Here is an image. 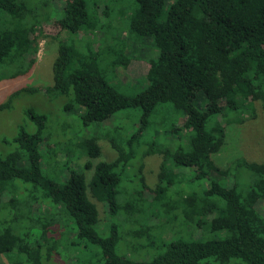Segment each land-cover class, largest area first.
<instances>
[{"label": "trees", "instance_id": "trees-1", "mask_svg": "<svg viewBox=\"0 0 264 264\" xmlns=\"http://www.w3.org/2000/svg\"><path fill=\"white\" fill-rule=\"evenodd\" d=\"M135 4L130 17L131 32L142 39L150 38L158 52L147 62L149 68L144 75L148 86L144 90L135 96L122 94L101 74L95 52L78 51L73 43L59 47L53 84L44 90L71 97V103L65 107H81L84 126L104 123L117 112L131 108L141 109L140 126L128 138L117 139L111 134L87 138V154L92 160L101 156L102 136L117 156L96 164L88 159L84 169H93L89 178L85 171L72 169L64 182H58L41 167L40 144L47 117L29 110L36 131L21 129L13 138L17 150L5 157L0 155V203L5 192L15 194L18 182L30 185L33 199L27 206L33 218L34 203L39 200L41 204L40 209L35 208V226L40 225V210L49 199L60 208L55 209L56 216L50 208L47 223L41 224L42 237L45 238L48 227L55 226L56 234L62 230L60 225L65 219H72L76 224V242L89 241L100 246L103 264H264V212L256 207L258 202L264 204V162L239 157L222 168L214 159L225 144L227 128L243 122L246 113L252 116L256 101L264 109V0H171L169 4L167 0H135ZM86 9V0H66L59 18L61 30L77 33L84 24L91 27ZM106 9L99 12L98 6L97 12L104 15ZM0 10L16 24L14 29H0V65L15 50L16 41V49L23 51L28 65L25 72L10 74L11 79L27 74L33 67L35 58H28L27 54L34 52L35 56L37 45L33 52L31 46L27 47L29 32L36 28L23 23L27 11L24 4L0 0ZM115 62L128 66L131 60L120 53ZM16 93L0 103V112L12 106ZM158 107L160 112L166 108L169 113L179 114L178 125L160 132L169 138L166 144L143 137L144 130L155 123L152 116L159 114ZM137 142H147L143 157L163 156L158 182L150 188L152 198H143L148 187L141 173L138 189L127 203L126 215L121 217L134 236L140 232L139 235L147 236V246L159 247L157 254L146 261H134L116 251L117 231L102 237L94 229L99 216L92 197L105 202L111 214L118 212L117 188L123 168L135 157ZM21 157L26 158L25 165H18ZM13 202L12 196L8 203L14 208ZM14 209V219L19 220L23 214L19 208ZM154 214L160 216L167 231L179 224L194 234L200 232L199 236L195 234L198 238L182 234L165 238L169 240L161 238L160 234L168 236L169 232L147 225L148 217ZM139 217L143 226L134 229L130 224ZM209 234L213 236L206 238ZM26 237L27 233H16L11 226L0 231V258L7 255L13 264H23V254L27 262L40 264L42 248Z\"/></svg>", "mask_w": 264, "mask_h": 264}, {"label": "rangeland", "instance_id": "rangeland-1", "mask_svg": "<svg viewBox=\"0 0 264 264\" xmlns=\"http://www.w3.org/2000/svg\"><path fill=\"white\" fill-rule=\"evenodd\" d=\"M171 0H167V4ZM19 4H24L27 11L23 18L24 24H34L35 31L29 32L30 42L27 49L37 45V52L27 57L35 58L31 71L27 74H21L15 78H9L10 74L21 70L25 72L28 68L23 59V51H19L18 42L6 61L0 65V103L6 102L12 94H15L10 108L0 112V155L5 157L9 153L16 151L17 146L13 142L21 129L30 133L36 131L34 119L28 114L32 111L34 114H44L47 117L45 128L42 134L40 150L42 153L41 167L43 172L50 178L58 182H64L69 177V170L76 169L85 171L89 178L93 169H84L85 162L92 160L87 154L85 140L93 135L111 134L119 138H128L140 126L141 109L131 108L117 112L113 117L98 125L84 126L81 120L83 109L77 105L66 109V104L71 103V97L64 95H53L45 92V88L53 84V66L61 45L73 43L78 51H94L98 60L101 74L107 83L113 86L122 94L135 96L148 86V80L144 75L149 68L147 62L157 55V49L153 46L149 38H140L137 34L131 32L130 17L136 7L135 0H86L88 20L92 25L84 24L77 33L71 29L60 28L59 18L63 14V8L66 0H16ZM99 12L106 7V14L100 15ZM9 15L0 10V29H14L16 24L10 22ZM88 21V22H89ZM22 22V21H21ZM23 26V24L21 23ZM96 29L94 30L93 28ZM124 53L131 62L128 66L119 64L116 61V55ZM141 59H137V58ZM132 58V59H131ZM15 59V60H14ZM36 90H28L27 88ZM24 88V89H22ZM202 100V96L199 97ZM159 114L152 116V126L144 130V138L150 140L155 138L159 143L166 144V135L160 133L166 131L167 127L178 125V115L171 111L169 113L165 108L162 112L158 107ZM244 121L231 124L226 130V141L220 152L214 159L218 166L227 168L235 159L242 157L249 161L264 162V109L260 101L254 104L253 115L249 113L244 115ZM159 122L158 124L156 123ZM161 123V124H160ZM101 156L92 160L95 164L99 160L111 161L117 156L107 138L101 137ZM142 138V141H146ZM169 139V138H167ZM178 142H175V144ZM147 142L135 143V157L130 160L127 167L122 170L121 181L117 188L116 201H118V212L113 215L108 211L105 202L97 201L92 197L98 209L99 222L94 229L102 236L109 237L114 232H118L119 241L116 245V251L134 261H146L152 259L159 247L147 246V236L133 235L129 231L128 224L124 223L121 217L126 215L125 209L132 193L136 192L137 183L141 176L144 177L146 186L143 198H152L151 189L158 182V173L163 156L161 154H149L143 157L146 151ZM88 156H86V155ZM143 157V158H142ZM18 165H25L26 158L21 157ZM143 163V164H142ZM142 169L140 172V166ZM220 180V179H219ZM232 183V180H229ZM242 183V182H240ZM18 189L15 194L4 193V199L0 203V231L8 227L19 234H26V240L30 243H36L42 248V258L40 264H103L102 248L89 241L76 242V224L72 219H65L61 223L62 230L55 233V226L48 227L45 238L42 237V226L45 224L47 214L50 208L53 210V216L59 207L52 201H47V206L42 205L43 218L39 226H35L36 217H38L37 206H41L39 200L34 203V218L32 212L28 211L27 202L33 199L30 193V185L18 182ZM151 188V189H150ZM13 196V206L20 209L23 214L19 220L14 219L15 209L8 203L9 198ZM36 196V195H35ZM41 195H39L40 197ZM7 197V198H5ZM6 201V202H5ZM125 207V208H124ZM260 212H264V204H256ZM40 209V208H39ZM56 209V210H55ZM43 210V211H42ZM36 215V216H35ZM182 223V222H181ZM147 225L152 229L161 227L160 231L169 232L168 236L160 237L165 239L178 237L182 234L187 238H198L200 232L196 231V236L192 230L182 228L179 224L172 226L169 231L162 227V219L157 215H150L147 219ZM131 227L139 229L143 226V220L132 221ZM155 232L159 229H155ZM130 232V233H129ZM129 233V234H128ZM164 233V232H163ZM201 235V234H200ZM42 237V240L40 239ZM209 234L206 238L212 237ZM165 239V240H169ZM40 242H39V241ZM54 242V243H53ZM161 242V241H160ZM7 255L0 258V264H13L7 259ZM12 260L14 257L11 258ZM23 264H32L24 260V255L20 254ZM15 260H18L15 258ZM20 261V260H19Z\"/></svg>", "mask_w": 264, "mask_h": 264}]
</instances>
